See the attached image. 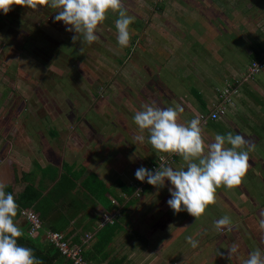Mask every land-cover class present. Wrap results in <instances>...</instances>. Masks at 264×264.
Masks as SVG:
<instances>
[{
    "label": "crops",
    "instance_id": "0c3cea01",
    "mask_svg": "<svg viewBox=\"0 0 264 264\" xmlns=\"http://www.w3.org/2000/svg\"><path fill=\"white\" fill-rule=\"evenodd\" d=\"M135 2L136 8L147 7L149 3L151 5L149 0ZM155 6L158 11L152 17L151 30L158 31V42H168H165L166 50L153 49L155 51L152 53L161 59L163 68L171 76L169 62L181 55L183 61L186 56V60L190 58L195 63L198 59V67H202L206 74L199 81L201 77L195 74L196 66L193 67L192 63L187 69L190 74L182 73L181 83L184 84L188 79L196 83L189 88L192 89L189 94L193 95L191 101L186 98L178 99L176 95L180 93V89L176 85L183 89L182 85L168 83V76H165L167 88L158 85L163 96L152 98L155 100H150L152 105L155 106L157 102V107L177 109L178 122L187 125L199 114L208 112L216 105L222 88L230 83L240 82L235 105L229 108L226 117L205 125L202 136L207 144L214 141L216 134L242 135L248 144L241 151H248L249 155V167L244 177L246 183L251 184L249 178L255 170L264 166V162L260 163L257 159L264 158V85L257 83L256 78L244 77L256 58L254 51L258 50L260 55L264 53V0H159ZM129 16L137 18L136 15ZM154 19L159 23L166 21V30L160 28L159 23H154ZM141 24L143 22L140 20ZM139 33L140 39L150 38L146 31L139 30ZM241 54L247 57L245 63H241ZM175 89L178 91L175 92ZM137 101L144 104L143 100ZM122 106L115 105V110L107 103L102 112L91 108L87 112L73 114L74 121L68 126L72 131L51 117L55 123L52 128L56 132L55 137L51 135V128L40 129V119L50 114L42 112L34 117L25 114L24 121L16 126V113L8 115L9 111H0V183L5 185V191L12 193L15 199L27 187L36 188L44 198L50 191L53 192L64 176H68L63 187L65 190L55 193V207L62 208L64 213L71 216L64 234L72 244L83 245L90 260L97 264H161L166 260V264H172L186 253L185 250L170 249L175 240H179L176 236L174 240L167 236L171 229H178L177 232L182 234L180 238L186 236L187 244L189 236L186 234L192 231L190 237L197 241L194 249L200 250L203 228H190L195 223L194 217L186 211L175 213L169 207V188L172 187L170 181H165V186L159 190L145 181L143 184L150 185V188L141 197L137 196L135 185L142 182L135 177L136 169H149L151 162L157 158V153L150 144L145 146L142 143L138 144L136 153H132V143L129 140L135 139L136 135L127 137L124 133L129 127L128 120L135 113L127 106L130 116L125 115L120 111V108L126 110ZM180 108L183 109L182 112H179ZM9 121H14L11 123L13 126ZM98 121H101L103 129L96 128ZM33 123L37 128L31 127ZM123 128L125 131L121 132ZM68 134H71L70 142L67 140ZM112 137H117L118 143L109 140ZM257 151L263 156L257 155ZM182 166L183 161L179 157L173 168ZM263 169L260 176L264 174ZM247 187L249 188L248 185ZM225 191V187L217 189L215 203L209 205L199 218L202 224L205 223L203 218L209 217L208 211L216 208L219 210L216 209L214 215L224 217L226 215L222 212L228 208L229 212L240 215L238 209V212L233 210V201L225 203L227 199L221 192L229 198L233 196L232 192ZM237 193L240 196L233 199L244 198L249 201L246 198L249 194L246 195L243 191ZM166 200L162 207V210L166 208L165 211L159 210L160 203ZM105 213L112 216L113 223H103ZM218 219L221 218L216 217L212 224L210 221L206 222L205 227H215L214 222ZM61 220L60 218V222ZM233 222L231 220V224ZM16 224L21 230L28 228L22 218ZM47 224L51 226V223ZM99 236H104L101 243ZM109 238H112L110 244L103 248L104 242ZM40 240L41 243H46L44 237Z\"/></svg>",
    "mask_w": 264,
    "mask_h": 264
},
{
    "label": "rangeland",
    "instance_id": "374dc122",
    "mask_svg": "<svg viewBox=\"0 0 264 264\" xmlns=\"http://www.w3.org/2000/svg\"><path fill=\"white\" fill-rule=\"evenodd\" d=\"M150 1L151 5L149 3L146 5L147 7L136 8L135 0H121L122 6H124L122 10L128 15H136L138 18L133 17V23L129 26L130 43L126 48H121L117 41L115 20L118 18V13H109L98 28L96 33L98 39L91 45L83 44V50H81L80 41L75 44L72 41L74 32L66 31V26L62 22L54 20L56 9L46 7L41 12H33L31 9L14 6L7 15L0 12V20L1 18L8 20L5 25L0 22V111H9L8 115H11V112L16 113L17 116L14 120L16 126L24 121L25 114H31L34 117V115L43 112L51 116L48 115L40 119L41 130L54 128L55 123L51 119L54 117V121L62 122L63 127L72 131V128L68 127L74 121L72 115L87 112L91 108L102 112L107 103L113 109L118 104L123 105L122 107L126 109L120 108V111L128 115L127 106L131 112L136 113L143 110V105L146 102L152 105V102L155 101L152 98L163 96L158 85L167 86L165 76H168V83L182 85L183 89L176 85L180 89V93L176 95L178 99L185 100L186 98L191 101L193 95L189 94V90H192L189 88L196 83L191 79H188L184 84L181 83L182 73L190 74L187 71L190 63L193 67L196 66L195 74L201 77L199 81L206 73L202 71V67H198L197 58V63H195L193 60L190 61V58L186 60L187 56L183 61V57L178 55L175 59L177 61L169 62L168 67L172 72V75L169 76L168 71L162 66L161 59H158L157 54L152 53L155 51L153 49L163 48L166 50L165 42L167 40L158 42V31L151 30L152 17L154 12L158 11L155 5L159 0ZM127 2L128 5H126ZM139 19L143 24L140 25ZM153 22L159 23L157 19H154ZM157 24L155 25L157 26ZM10 26H14L15 30H10ZM159 27L166 30L167 22H160ZM136 30H138L137 33ZM139 30L146 31L150 38H138L141 35ZM71 46L80 51V58L70 55L68 49L70 50ZM241 57V63H245L247 57L243 54ZM255 80L264 85V70L256 76ZM177 91L178 89H175V92ZM137 99L143 100L144 104L141 105ZM163 104L166 105V103ZM155 106H158L157 102ZM132 118L130 117L128 120L129 132L128 128L127 131L125 128L121 130V132H126L124 135L127 137H135L139 134L138 127ZM14 121H9V123ZM11 125L13 126V124ZM97 125L96 128L103 129L101 121H98ZM31 127L37 128V125L33 123ZM68 135L69 139L67 140L70 142L71 134ZM117 137H112L109 140L118 143ZM129 142L132 143V153H136L141 143L134 138ZM148 144H150L148 133L145 132L142 145ZM54 148L59 149L57 146ZM128 149L131 148L128 147ZM256 154L263 156L258 151ZM257 159L260 163L264 162V158ZM176 162L170 167H173ZM262 169L255 170L252 174L254 180H251L252 177L249 178L251 184H247V180L243 177L242 181L245 180L244 183L250 189L241 182L234 191L226 189L233 193L232 197L229 198L221 192L227 199L225 203L233 201L236 205H233V210L240 211V215L229 212V208L222 212L230 220H234L233 224L222 229L223 232L218 231L214 226L207 225L205 227L206 222L210 221L209 223H211L216 217L222 218L219 214L214 215L217 208L208 211L209 217L203 218L205 221L203 224L202 220L194 218L195 223L191 224L190 228L192 226L203 228L204 236L200 250L191 247L190 243L187 244L186 236L180 238L182 234L177 232L178 229L177 231L175 228L171 229L167 236H171L172 240L176 236L179 240H175V243L173 241L174 245L170 249H181L186 253L183 257H178L172 264H203L202 262H206L205 264H243L249 253L257 249L264 253V229L260 228V222L264 220V174L262 176L259 174ZM238 191H243L246 195L249 194L246 197L250 201H248L249 204L244 198L233 199L240 196ZM166 202L167 200L160 203L161 206L159 205L158 209L162 210ZM186 235L191 236L192 231ZM232 244H237L238 250L230 261L226 257ZM220 253L224 255H220ZM192 254L193 256L195 254V257H192ZM166 262L164 260L165 264Z\"/></svg>",
    "mask_w": 264,
    "mask_h": 264
},
{
    "label": "clouds",
    "instance_id": "9594fccd",
    "mask_svg": "<svg viewBox=\"0 0 264 264\" xmlns=\"http://www.w3.org/2000/svg\"><path fill=\"white\" fill-rule=\"evenodd\" d=\"M14 6L33 12H41L46 7L56 9L54 20L62 22L66 31L75 33L72 41L74 44L80 41L81 50L83 44L91 45L98 39L96 33L108 14L118 13L115 20L117 41L121 48L129 46V26L133 17L122 10L121 0H0V12L5 15ZM182 111L180 108L179 112ZM133 119L139 129L135 137L137 142L143 143L147 132L148 141L160 161L165 158L161 154L178 156L183 161L178 169L159 163L156 169L140 167L135 172L137 180L146 181L157 190L165 186V181L171 182V199L167 203L175 213L186 211L197 220L215 203L218 188L232 190L241 184L249 167L248 151H241L248 141L242 135L216 134L214 141L206 144L200 119L181 124L178 110L171 107L145 104ZM17 208L14 195L6 192L5 185L0 183V264H40L32 249L18 244L23 233L15 222ZM230 224V218L224 216L215 227L219 231ZM260 228L264 229V220ZM187 241L193 248L197 247L192 237H187ZM237 250L238 245L232 244L226 258L231 261ZM243 264H264V253L260 249L249 253Z\"/></svg>",
    "mask_w": 264,
    "mask_h": 264
},
{
    "label": "built area",
    "instance_id": "2783aa9c",
    "mask_svg": "<svg viewBox=\"0 0 264 264\" xmlns=\"http://www.w3.org/2000/svg\"><path fill=\"white\" fill-rule=\"evenodd\" d=\"M264 70V53L260 60L254 61L249 67L244 79H255ZM240 82L236 81L234 84L230 83L222 88L218 93V100L216 105L212 107L207 113L200 114L198 119L201 121V127L207 125L209 122L218 121L227 116L229 108L236 103V95L240 91ZM164 155V160L160 161L158 157L151 162L149 170L159 167V163H164L166 166H171L179 158L178 156ZM137 189V196L141 197L144 192L145 184L140 183L135 185ZM139 193V194H138ZM22 218L28 224V232L31 238H39L41 234L49 244L53 245L63 257L71 261L73 264H97L85 256L84 246L72 244L63 232L46 229L44 222L40 216L33 209H22ZM113 218L109 213L103 215V223H113ZM44 232V233H43ZM90 238V235L87 236Z\"/></svg>",
    "mask_w": 264,
    "mask_h": 264
},
{
    "label": "trees",
    "instance_id": "16d2710c",
    "mask_svg": "<svg viewBox=\"0 0 264 264\" xmlns=\"http://www.w3.org/2000/svg\"><path fill=\"white\" fill-rule=\"evenodd\" d=\"M0 22L4 23L5 25L7 24L8 20L6 21V19L1 18ZM10 30H15L14 26L13 27L10 26ZM73 35H75V33ZM68 52H70V55L72 54L74 57L80 58V51H77V48L71 46L70 50L68 49ZM254 52L256 53L255 55L256 58L254 59V61L260 60L261 55L260 53H257L258 50H255ZM55 134L56 132L51 128V135L55 137ZM68 179H69L68 176H64L60 180V182L56 185L53 192L50 191L44 198L42 192L37 191L36 188L27 187L26 190L23 192V194L20 195V197H18L17 199H15L18 205L15 222L17 223L20 220V218H22L21 215L22 209H33L44 222L45 230L47 229V223H51L52 228L50 229L64 233V231H66V227L68 226V221L71 218V216L69 214L64 213L62 208L57 209L55 207V201L57 200L55 193L57 192L61 193L63 192V190H65L63 189V187L65 186ZM148 188H150V185L148 186L146 185L144 191L147 190ZM129 191L132 192L131 189H129ZM60 218L62 219L61 220L62 222H60ZM22 233L23 235L18 240V244L20 246H24L32 249L34 256L40 261V264H73L71 261L63 257L61 253L53 245L49 244L48 242H46L45 244L41 243L40 239L44 237L43 236L44 234L43 235L41 234L39 238L34 239L29 236L28 228L26 230H22ZM103 237L99 236L100 243L103 242L102 240ZM111 240L112 238L107 239L104 242L105 244H103V248L104 246L107 247L110 244ZM85 256L87 257V259H89L86 253Z\"/></svg>",
    "mask_w": 264,
    "mask_h": 264
},
{
    "label": "water",
    "instance_id": "95a60500",
    "mask_svg": "<svg viewBox=\"0 0 264 264\" xmlns=\"http://www.w3.org/2000/svg\"><path fill=\"white\" fill-rule=\"evenodd\" d=\"M47 228H49V229L51 228L50 224H47Z\"/></svg>",
    "mask_w": 264,
    "mask_h": 264
}]
</instances>
